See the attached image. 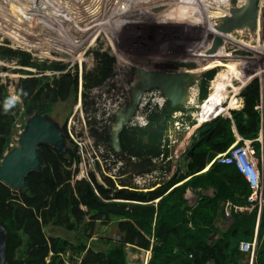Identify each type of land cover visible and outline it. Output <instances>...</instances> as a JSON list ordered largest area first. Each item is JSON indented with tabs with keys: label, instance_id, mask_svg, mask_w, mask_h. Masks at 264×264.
<instances>
[{
	"label": "rangeland",
	"instance_id": "rangeland-1",
	"mask_svg": "<svg viewBox=\"0 0 264 264\" xmlns=\"http://www.w3.org/2000/svg\"><path fill=\"white\" fill-rule=\"evenodd\" d=\"M178 1L0 0V88L17 103L14 116L18 135L7 152L19 146L30 119L19 97L22 76L34 71L46 85L52 84L62 74H70L78 80L77 91L60 105L55 117L62 128L65 147L63 150L51 147L67 161L63 163V170H71L72 184L87 180L109 192V199L102 198L103 201L131 203L117 199V194L120 191L153 192L173 177L182 178L186 174L193 145L200 139L201 128L220 116L231 117L232 112L243 110L242 91L258 80L261 90L259 111L262 115L259 135L262 155L258 157L262 175L260 188L247 207L236 210L230 202L222 204L216 222L218 232L211 239L214 242L227 231L234 213L247 214L255 209L260 213L264 206V0L260 2L257 26L234 29L232 33L221 31L223 24L239 11L229 4L230 0H222L224 4H217L220 0H215L208 3L210 7L199 0L192 6L194 12L190 10L188 13L184 7L187 1ZM181 11L186 14L182 16ZM164 16L172 20H164ZM191 16L194 20L189 18ZM204 19L210 24L208 29ZM193 21L201 24L196 26L195 34L187 32L193 25L191 23H195ZM169 23H174L170 31L161 33L160 30ZM159 41H163L161 46L156 44ZM108 51H113L114 56L109 58ZM189 59H193L192 63H188ZM164 61L168 64L165 65ZM171 63L182 66L184 70L182 75L177 71L182 78L176 76L173 82L176 95L171 93L173 87L169 91L160 84L162 89L155 87L150 90L148 97L136 104L130 118L114 120L121 115L122 104L118 103L117 97L124 95L121 92L128 85V71L131 69L128 67L139 65L140 69L146 70L145 74L155 78L172 70L175 74ZM211 75L213 77L209 79ZM117 84L123 88L122 91L117 89ZM106 108L111 113L113 111L108 118ZM154 114L167 118L161 155L150 158L145 156L147 150L141 145V129L150 125ZM130 129L134 130L131 137L127 135ZM155 129L161 133V127ZM117 145L121 146L123 153L117 150ZM71 153L78 157L76 162L69 160ZM148 158L154 160V167L137 171L135 165ZM44 167L43 164L37 172ZM201 195L214 196L215 191L212 188L188 189L185 199L189 205H195ZM155 202L157 206L158 200ZM115 231L114 225L99 222L94 239L111 237L116 240L119 232ZM46 234L48 237L59 235L68 238L73 244L76 241L75 233L64 227L50 226L46 228ZM131 257L140 261L135 264H149L152 253L138 250Z\"/></svg>",
	"mask_w": 264,
	"mask_h": 264
},
{
	"label": "trees",
	"instance_id": "trees-1",
	"mask_svg": "<svg viewBox=\"0 0 264 264\" xmlns=\"http://www.w3.org/2000/svg\"><path fill=\"white\" fill-rule=\"evenodd\" d=\"M77 88L78 80L70 74L43 85L32 71L22 76L19 97L27 117L40 114L58 122L55 117L60 105ZM241 95L245 101L243 110L232 112L231 117L220 116L201 128L182 178L173 177L153 192L117 194V199L131 203L103 201L102 198L109 199V192L87 180L72 184L71 170H63L65 158L51 146L41 145L44 170L27 177L25 192L16 193L0 181V223L8 232L6 264H135L140 261L131 256L138 250L151 251L149 264H264V206L260 213L258 209L234 213L227 231L211 241L218 232L216 222L222 204L247 207L253 194L235 165L213 162L214 159L226 153L238 137L253 141L257 156L262 155L259 81L251 82ZM16 112L17 103L0 88V163L18 135ZM164 116L154 114L150 125L141 129L146 157L161 155ZM156 127H161V133ZM133 134L134 130L127 131L128 136ZM69 160L76 162L78 157L71 153ZM183 181L186 182L177 186ZM211 188L215 195H201L195 205L185 199L188 189ZM99 222L114 225L124 241L111 237L95 240ZM50 226L75 233V243L59 235L48 237L46 228ZM255 239L257 248L252 258L240 245Z\"/></svg>",
	"mask_w": 264,
	"mask_h": 264
},
{
	"label": "water",
	"instance_id": "water-1",
	"mask_svg": "<svg viewBox=\"0 0 264 264\" xmlns=\"http://www.w3.org/2000/svg\"><path fill=\"white\" fill-rule=\"evenodd\" d=\"M246 1L247 3L241 9L223 24L221 31L227 33L234 29L255 28L257 26L261 0ZM174 85L176 87V84ZM175 87L171 92L173 96L176 93ZM116 141L119 143L118 138ZM41 145H50L63 150L65 138L58 122L48 116L35 114L28 120L27 126L21 135L19 146L7 152L1 161L0 181L13 190L25 192L28 186L27 177L32 172L40 171L44 164L43 151L40 149ZM116 148L123 153L120 145H117ZM154 163L153 159L148 158L136 164L135 169L137 171L148 170L154 167ZM119 238L120 241H124L121 234ZM7 241V229L4 224L0 223V264H6Z\"/></svg>",
	"mask_w": 264,
	"mask_h": 264
},
{
	"label": "bare ground",
	"instance_id": "bare-ground-1",
	"mask_svg": "<svg viewBox=\"0 0 264 264\" xmlns=\"http://www.w3.org/2000/svg\"><path fill=\"white\" fill-rule=\"evenodd\" d=\"M177 1V0H176ZM187 2V4L185 5V3H184V7L185 8H187L188 10L186 11V13H188V11H190V10H192V6H195L194 4H196V3H199V0H186ZM202 1H204V4H206V5H209L208 3H210V2H214L215 0H202ZM178 2H181V0L180 1H178ZM182 2H183V0H182ZM138 3V2H137ZM169 3V2H168ZM224 4L223 2H222V0H220V2H217V4ZM247 3V1L246 0H230V3L229 4H233V6H235L236 8H238L239 10L245 5ZM182 4V3H181ZM211 4V3H210ZM122 5V4H121ZM131 6H132V4H131ZM133 7V6H132ZM135 7V6H134ZM209 7H210V5H209ZM116 8H117V6H116ZM174 8V7H173ZM176 8V7H175ZM179 8V7H178ZM195 8V7H194ZM202 8V7H201ZM197 8H195V10H196ZM117 10V9H116ZM123 10V9H122ZM121 10V11H122ZM138 10V9H137ZM165 10H166V8H165ZM182 10H185V9H182ZM199 10V9H198ZM210 10V9H209ZM193 11V10H192ZM197 11V10H196ZM201 10H199V12H200ZM116 12V11H115ZM114 12V13H115ZM166 12H168V11H166ZM194 12V11H193ZM203 12V11H202ZM122 13V12H121ZM186 13H184V11H183V14H182V11H181V15L182 16H184V14H186ZM191 13V12H190ZM189 13V14H190ZM196 13V12H195ZM207 13V12H206ZM112 14L113 13H111V16H112ZM166 14V13H165ZM180 14V13H179ZM197 14H198V11H197ZM114 15H116V14H114ZM114 15H113V17H114ZM122 15V14H121ZM130 15V14H129ZM128 15V16H129ZM132 15V14H131ZM180 15V16H181ZM193 15V14H192ZM110 16V15H109ZM136 16V15H135ZM138 16H140V15H138ZM186 16V15H185ZM204 16V15H203ZM209 16V15H208ZM208 16H205V17H208ZM91 17H93V16H91ZM186 17H188V16H186ZM205 17H203V18H205ZM95 18V17H94ZM124 19H125V17H123ZM164 20L165 19H169L170 21L172 20V18H170V17H168V16H164V17H162ZM176 18H178V17H176ZM184 18V17H183ZM190 19H193L194 20V18L191 16V17H189ZM91 19V18H90ZM93 19V18H92ZM92 19H91V21H92ZM142 19H144V18H142ZM175 19V18H174ZM206 19V18H205ZM205 19H204V21H205ZM227 19V18H226ZM108 20V19H107ZM208 20V19H207ZM221 20V19H220ZM143 21V20H142ZM177 21H179V20H177ZM222 21V20H221ZM186 22V21H185ZM188 22V21H187ZM193 22H195V23H191V25H192V27H190V29L191 28H193L192 30H190L189 29V31H187L188 33H191V34H195V30H196V26L197 25H199V23H196V21H193ZM201 22H203V21H201ZM86 22H84V25L86 26V24H85ZM189 23V22H188ZM203 23H206L207 24V29H208V26L210 25L209 23H207L206 21L205 22H203ZM94 24H95V22H94ZM98 24V23H97ZM174 24V23H173ZM173 24H171V23H169L168 25H166L162 30H160V32L161 33H163L164 34V32L163 31H170V29H171V25H173ZM136 25V24H135ZM221 25V24H220ZM90 26V25H89ZM199 26H201V24L199 25ZM198 26V27H199ZM92 28H93V26H91ZM200 28V27H199ZM198 30V29H197ZM178 31V30H177ZM205 31V30H204ZM179 32V31H178ZM177 32V33H178ZM218 32H219V34H220V31L218 30ZM231 32V31H230ZM93 33V32H92ZM148 33V32H147ZM173 33V32H172ZM232 33V32H231ZM176 34V33H175ZM209 34V33H208ZM228 35V34H227ZM89 36H90V34H89ZM196 36H198V35H196ZM93 37H95V35L93 36ZM93 37L91 36V38L93 39ZM127 37V36H126ZM163 37H165V35L163 36ZM194 37V36H193ZM191 38L192 40H194V38ZM96 39V38H95ZM99 39V38H98ZM162 40V39H161ZM165 41V40H164ZM95 42V41H94ZM144 42V41H143ZM166 42V41H165ZM163 43V41H159V42H156V44H159L158 46H161V44ZM143 45V44H142ZM146 45V44H145ZM112 49V48H111ZM207 49V48H206ZM110 50V49H109ZM109 53H108V57L110 58V56L111 55H113L114 56V54H113V51L112 52H110V51H108ZM116 52V51H115ZM194 53V52H193ZM154 54V53H153ZM99 56V55H98ZM102 56H104V55H102ZM167 56V55H166ZM112 57V56H111ZM122 57V56H121ZM81 58V57H80ZM83 58H84V56H83ZM200 58V57H199ZM134 59V58H133ZM151 59V58H150ZM160 59H162V58H160ZM189 60H191V61H189L188 63H192V61H193V59H189ZM162 61V60H161ZM161 61H158V63L159 64H161L162 62ZM207 61V60H206ZM81 63H83V62H81ZM163 63H165V65H167L168 64V61H164ZM179 63V62H178ZM188 63H187V65H188ZM133 64V63H132ZM170 65H172V68L173 69H175L176 71H175V74H172V71H168L167 72V75L165 74V73H163V76L162 75H159V77H155V78H153L151 75H148V74H145V72H146V70L145 69H140L141 67L139 66V65H131V66H129L128 68L130 69L129 71H128V77L131 79V81H130V79L128 80V85H127V87L125 88L126 90L125 91H122L123 90V88L120 86V85H118L117 84V89H119L120 88V90L122 91L121 92V94H124V95H120L119 97H117V101H118V103L119 104H122L121 106H120V112H121V115H120V117H114V120L116 119V120H123V119H128V118H130L131 117V115H132V113H133V111H134V109H135V106H136V104L138 103V102H140L141 100H143V99H146V97H148V95L151 93L150 92V90H152L153 88H155V87H158V88H160V89H162L161 88V85L160 84H162V85H165L166 87H167V89H169V91L172 89V87H173V82H174V79L176 78V76H179L180 75V73H181V75H182V72L184 71L183 69H181V68H183L182 66H179V65H173L172 63L170 64ZM116 63H115V68H116ZM185 66V65H184ZM211 66V65H210ZM210 66L208 67V68H210ZM113 69V66H112V68L110 69V70H112ZM148 69H150V68H148ZM134 70V71H133ZM183 70V71H182ZM177 71H179L180 73H177ZM150 73V72H149ZM123 74V73H122ZM170 74L171 75H173V78L172 77H170ZM180 75V76H181ZM179 76V78L181 79L182 77H180ZM187 76H183V78H186ZM144 82V84H143V82ZM176 81V80H175ZM178 85V84H177ZM103 88H105V87H103ZM114 88V87H113ZM165 88V87H164ZM104 90V89H103ZM116 92V91H115ZM178 92V91H177ZM106 93V92H105ZM104 93V94H105ZM109 93V92H108ZM179 93V92H178ZM176 95V94H175ZM109 96V95H108ZM158 97H159V95H158ZM177 97V96H176ZM183 97V96H182ZM113 98V97H112ZM168 100V99H167ZM178 100V99H177ZM103 101V100H102ZM159 101H160V99H159ZM110 103V102H109ZM161 103V102H160ZM175 103V102H174ZM143 104V103H142ZM110 106V105H109ZM144 106V105H143ZM116 109V108H115ZM105 111L107 112V114H106V116H107V118L108 117H110V116H112V113H113V111H112V113L110 112V110L109 109H105ZM140 111H141V109H140ZM116 112V111H115ZM158 112V111H157ZM138 113V112H137ZM147 114V113H146ZM104 118V117H103ZM133 118V117H132ZM167 118V117H166ZM143 119V118H142ZM142 121V120H141ZM159 122V121H158ZM132 123V122H131ZM100 124V123H99ZM117 124V123H116ZM137 124V123H136ZM102 125V124H101ZM113 125H114V123H113ZM104 126V125H103ZM165 126V125H164ZM163 126V127H164ZM99 127V126H98ZM139 127V126H138ZM116 130V129H115ZM121 136V135H120ZM163 139V138H162ZM115 140H116V138H115ZM156 158V157H155ZM158 160V159H157ZM156 161V160H155ZM209 169V166L205 169V171H207ZM83 172V171H82ZM82 174V173H81ZM83 175V174H82ZM85 175V174H84ZM82 177V176H81ZM149 179V178H148ZM131 180V179H130Z\"/></svg>",
	"mask_w": 264,
	"mask_h": 264
},
{
	"label": "built area",
	"instance_id": "built-area-1",
	"mask_svg": "<svg viewBox=\"0 0 264 264\" xmlns=\"http://www.w3.org/2000/svg\"><path fill=\"white\" fill-rule=\"evenodd\" d=\"M240 142H243V144L240 145ZM215 161L222 164L235 165L253 190V194L249 200L255 199L260 188L262 175L259 168L260 161L256 154L253 141L238 137L237 142L226 153L217 155L214 159ZM241 208L235 207L236 210ZM256 248V239L253 243L242 242L240 245L242 251L250 252L253 257L255 256Z\"/></svg>",
	"mask_w": 264,
	"mask_h": 264
},
{
	"label": "crops",
	"instance_id": "crops-1",
	"mask_svg": "<svg viewBox=\"0 0 264 264\" xmlns=\"http://www.w3.org/2000/svg\"><path fill=\"white\" fill-rule=\"evenodd\" d=\"M213 162H214V161H213ZM211 165H212V164H211ZM209 166H210V165H209ZM120 234H121L120 232H119V233H116V237H117L116 240H118V241H120V238H119V237H120ZM121 235H122V234H121ZM123 238H124V237H123Z\"/></svg>",
	"mask_w": 264,
	"mask_h": 264
}]
</instances>
